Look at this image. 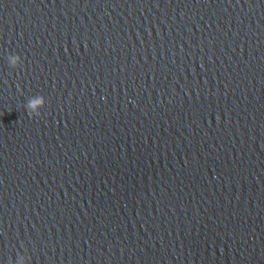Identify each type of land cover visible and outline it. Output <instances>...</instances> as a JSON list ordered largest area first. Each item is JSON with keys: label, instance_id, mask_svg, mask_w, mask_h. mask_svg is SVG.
Wrapping results in <instances>:
<instances>
[{"label": "clouds", "instance_id": "1", "mask_svg": "<svg viewBox=\"0 0 264 264\" xmlns=\"http://www.w3.org/2000/svg\"><path fill=\"white\" fill-rule=\"evenodd\" d=\"M7 60L9 66L12 68H17L22 65V59L17 54L9 55ZM45 103L46 102L43 96H34L30 98L25 105L28 115L39 117L41 115L40 109L44 107Z\"/></svg>", "mask_w": 264, "mask_h": 264}]
</instances>
